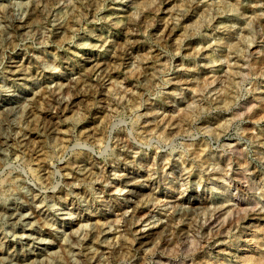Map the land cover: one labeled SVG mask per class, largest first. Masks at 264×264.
<instances>
[{
    "label": "rangeland",
    "instance_id": "1",
    "mask_svg": "<svg viewBox=\"0 0 264 264\" xmlns=\"http://www.w3.org/2000/svg\"><path fill=\"white\" fill-rule=\"evenodd\" d=\"M3 262L264 264V0H0Z\"/></svg>",
    "mask_w": 264,
    "mask_h": 264
},
{
    "label": "bare ground",
    "instance_id": "2",
    "mask_svg": "<svg viewBox=\"0 0 264 264\" xmlns=\"http://www.w3.org/2000/svg\"><path fill=\"white\" fill-rule=\"evenodd\" d=\"M166 120H168V123H170V124H174V122H176V121H180L181 120V118H180V116H179V114L178 115H176V116H174V115H172L171 117H167L166 119H163V121H166ZM177 122V123H178ZM230 145V144H229ZM197 151H199L198 152V155L199 154H202L203 152H204V147H198L197 148ZM225 163V160H223L222 161V163H220V165H217L218 166V171L215 173L216 174V178H223V174H224V172H227V170H225V168L223 167V164ZM122 178H123V180L124 179H127V178H131L130 176H126V174H123V177H121V180H122ZM223 180H224V178H223ZM226 180V179H225ZM139 180H138V178H132L131 180H126V182H124L125 183V185H127V186H138V187H142L143 185H140V184H137V182H138ZM128 195H130V196H133V193H134V191H132V189H129L127 192H126ZM132 201V200H131ZM156 225H151V226H149L148 228H146L145 229V231L143 230V234H144V236L143 237H146V236H150V234H151V231L152 230H150V229H152V228H154ZM188 243H190V242H188ZM41 249V248H40ZM87 249V248H86ZM87 251L88 252H90L88 249H87ZM1 264H8L7 262H3V263H1Z\"/></svg>",
    "mask_w": 264,
    "mask_h": 264
}]
</instances>
